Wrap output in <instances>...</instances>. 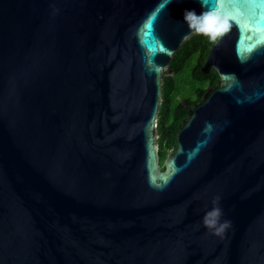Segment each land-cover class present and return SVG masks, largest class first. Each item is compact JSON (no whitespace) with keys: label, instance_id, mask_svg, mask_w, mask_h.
I'll return each instance as SVG.
<instances>
[{"label":"water","instance_id":"water-1","mask_svg":"<svg viewBox=\"0 0 264 264\" xmlns=\"http://www.w3.org/2000/svg\"><path fill=\"white\" fill-rule=\"evenodd\" d=\"M261 3L0 0V264H264V42L240 26ZM186 9L230 27L160 169ZM215 207L222 234L204 224Z\"/></svg>","mask_w":264,"mask_h":264},{"label":"trees","instance_id":"trees-1","mask_svg":"<svg viewBox=\"0 0 264 264\" xmlns=\"http://www.w3.org/2000/svg\"><path fill=\"white\" fill-rule=\"evenodd\" d=\"M213 39L195 33L172 53L169 68L172 73L162 77L161 102L157 113V154L159 168L169 149L175 144V132L186 117V107L197 102L206 86H213L217 74L213 69L200 70L205 53Z\"/></svg>","mask_w":264,"mask_h":264},{"label":"clouds","instance_id":"clouds-1","mask_svg":"<svg viewBox=\"0 0 264 264\" xmlns=\"http://www.w3.org/2000/svg\"><path fill=\"white\" fill-rule=\"evenodd\" d=\"M184 22L188 25L189 29L194 30L196 33L207 35L213 40L226 32L230 27L229 19L214 10L204 11L198 15L195 9H186L184 11ZM222 215L223 212L219 207L213 208L205 215V226L215 229L216 234H222L223 231L231 226L230 221L227 220L219 224V218ZM218 224L219 227H217Z\"/></svg>","mask_w":264,"mask_h":264},{"label":"snow or ice","instance_id":"snow-or-ice-1","mask_svg":"<svg viewBox=\"0 0 264 264\" xmlns=\"http://www.w3.org/2000/svg\"><path fill=\"white\" fill-rule=\"evenodd\" d=\"M241 3H246L248 2V0H240ZM252 2L255 3H261V0H252ZM261 6L264 7V3H261ZM241 26V43H253L256 41H260V42H264V20L259 19L257 17L254 16H249L248 17V23L245 24L243 22H241L240 24ZM260 28L261 31L259 33H255L253 35H247V32L250 28Z\"/></svg>","mask_w":264,"mask_h":264}]
</instances>
